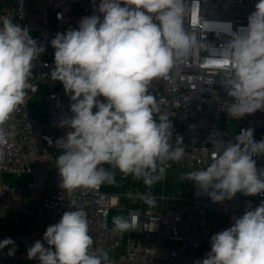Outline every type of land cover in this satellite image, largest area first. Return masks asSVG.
<instances>
[{
    "label": "clouds",
    "instance_id": "9594fccd",
    "mask_svg": "<svg viewBox=\"0 0 264 264\" xmlns=\"http://www.w3.org/2000/svg\"><path fill=\"white\" fill-rule=\"evenodd\" d=\"M188 0H100L94 14L83 17L78 29L57 33L50 41L55 67L51 79L62 83L70 97L69 116L58 126L67 128L55 142L62 154L55 158L60 187L69 194L96 189L115 181L117 169L125 177L151 188L166 179L165 166L185 155L183 138L173 146V125L162 113L150 83L167 79L175 65L197 43L220 59L219 81L231 102L226 111L240 119L264 111V0H258L247 26L233 30L231 22H210L205 31L229 37L219 49L203 43L185 27ZM99 14H96V13ZM102 17V18H101ZM45 52L27 27L0 16V146L11 133L5 125L26 104L34 61ZM100 97L104 99L101 100ZM95 109V111H94ZM251 128L234 142L214 139L216 156L206 167L186 173L188 181L213 203L237 193L264 195V169L253 156L264 155V140L256 142ZM213 138H215L213 136ZM0 150V159L3 158ZM149 205L154 198L143 197ZM69 204L60 220L47 227L43 241L27 248V258L39 264H112L108 252L95 249L87 213ZM114 230L128 231L134 221L113 217ZM211 251L195 264H264V201L233 217L232 226L211 236ZM7 255L17 250L11 238L0 241Z\"/></svg>",
    "mask_w": 264,
    "mask_h": 264
},
{
    "label": "built area",
    "instance_id": "2783aa9c",
    "mask_svg": "<svg viewBox=\"0 0 264 264\" xmlns=\"http://www.w3.org/2000/svg\"><path fill=\"white\" fill-rule=\"evenodd\" d=\"M99 3L100 0H0V16L27 27L38 45L45 47L34 61L30 80L37 90H28L26 104L5 125L11 135L0 146L4 153L0 159V215L17 199L24 200L28 213L32 208L39 209L38 229L12 239L22 244L27 253L37 240L48 247L43 241L47 227L71 210L69 204L75 200V206L87 213L93 250L108 252L112 264H195L211 251V236L232 226L233 217L242 216L249 204L252 209L257 207L264 195L237 193L231 200L213 203L205 194L197 196L199 190L192 182L188 202L176 208L130 209L127 220L134 221L135 227L118 232L110 225V212L118 204V197L114 201L102 185L71 194L60 187L54 162L62 150L54 143L48 144L46 138L55 142L65 135L68 129L58 124L62 116L71 115V101L62 83L51 79L55 50L50 41L57 33L78 29L79 21L94 14ZM256 3L258 0H188L190 11L185 16V27L198 40L204 34L202 42L219 49L229 37L205 31L209 27L206 21L231 22L235 31L247 26V17L255 11ZM222 75V61L214 58L206 45L197 43L167 79L157 78L150 83V92L157 98L161 112L171 119L173 146L179 136L185 147L181 160L167 163L165 175L173 170L189 173L206 167L216 156L214 139L234 142L241 130L251 128L256 142L264 140V111L257 110L240 119L227 115L231 98L219 83ZM41 87L42 110L36 112ZM253 159L258 170L264 169V155ZM5 176L21 179L22 186L7 181Z\"/></svg>",
    "mask_w": 264,
    "mask_h": 264
},
{
    "label": "crops",
    "instance_id": "0c3cea01",
    "mask_svg": "<svg viewBox=\"0 0 264 264\" xmlns=\"http://www.w3.org/2000/svg\"><path fill=\"white\" fill-rule=\"evenodd\" d=\"M115 173V181L112 184H102L103 190L114 198L118 197V204L111 209L110 225H113L114 210L116 207L124 213V218L127 219L128 211L137 208H176L191 198L192 181H188L186 173L173 170L168 172L166 179L156 183L151 188L144 185L142 180H134L132 176L125 177L117 169H111L109 165H104ZM10 181L22 186L21 179L10 178ZM154 198V204L149 205L143 197ZM162 196L169 197L163 201ZM129 197V198H127ZM11 208L4 214L0 215V241L16 236L30 234L38 229L37 221L40 218L38 208H32L28 213L23 199H17L11 202ZM46 227V226H45ZM16 245L14 256L7 255L8 248L0 250V264H39L38 260H29L26 250L22 244Z\"/></svg>",
    "mask_w": 264,
    "mask_h": 264
},
{
    "label": "rangeland",
    "instance_id": "374dc122",
    "mask_svg": "<svg viewBox=\"0 0 264 264\" xmlns=\"http://www.w3.org/2000/svg\"><path fill=\"white\" fill-rule=\"evenodd\" d=\"M43 92H44V88L41 87L40 90H39V92H38V94H39L40 96H38V100H37V103H36V106H35V111H36V112H37V111L40 112V111L42 110L43 100H42V98H41V95L43 94ZM10 178H11V177H7V176L4 177V179H6L7 181H10ZM127 198H129V197H127ZM168 199H169V197H167V199H165V200H163V201H166V200H168ZM112 211L114 212V215L124 217V213L122 212L121 209H118V207H116V208H115L114 210H112Z\"/></svg>",
    "mask_w": 264,
    "mask_h": 264
},
{
    "label": "bare ground",
    "instance_id": "6f19581e",
    "mask_svg": "<svg viewBox=\"0 0 264 264\" xmlns=\"http://www.w3.org/2000/svg\"><path fill=\"white\" fill-rule=\"evenodd\" d=\"M114 201H116V198H114Z\"/></svg>",
    "mask_w": 264,
    "mask_h": 264
}]
</instances>
